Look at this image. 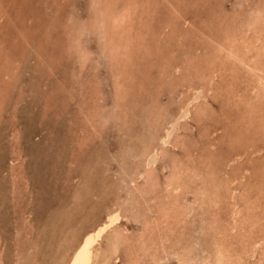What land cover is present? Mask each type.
I'll return each instance as SVG.
<instances>
[{
	"label": "rangeland",
	"instance_id": "rangeland-1",
	"mask_svg": "<svg viewBox=\"0 0 264 264\" xmlns=\"http://www.w3.org/2000/svg\"><path fill=\"white\" fill-rule=\"evenodd\" d=\"M255 1L0 0V264H66L111 214L120 220L89 264H264V0Z\"/></svg>",
	"mask_w": 264,
	"mask_h": 264
},
{
	"label": "bare ground",
	"instance_id": "bare-ground-1",
	"mask_svg": "<svg viewBox=\"0 0 264 264\" xmlns=\"http://www.w3.org/2000/svg\"><path fill=\"white\" fill-rule=\"evenodd\" d=\"M94 1V0H93ZM101 1V0H100ZM106 1H108V0H106ZM120 1V0H119ZM123 1V0H122ZM125 1V0H124ZM134 1V0H133ZM147 1V0H146ZM149 1V0H148ZM151 1H153V0H151ZM155 1V0H154ZM239 1V0H238ZM243 2L244 1H247V0H242ZM249 1V0H248ZM251 1H253V4H254V0H251ZM261 0H259V2H260ZM263 1V0H262ZM95 2H97V1H95ZM113 2V1H112ZM132 2V1H131ZM236 2V1H235ZM241 2V1H240ZM242 2V3H243ZM256 2V1H255ZM258 2V0H257V4L259 3ZM117 3H119V2H117ZM121 3V2H120ZM124 3V2H123ZM135 3H136V1H135ZM134 3V4H135ZM139 3V2H138ZM142 3V2H141ZM151 3V2H150ZM237 3V2H236ZM248 3V2H247ZM264 2H262V4H263ZM108 4V3H107ZM111 4V3H110ZM122 4V3H121ZM127 4V3H126ZM128 4H130V2L128 3ZM146 4V3H145ZM153 4V3H152ZM154 4H156V3H154ZM252 4V3H251ZM97 5V4H96ZM96 5H94L93 4V6H96ZM113 5V4H112ZM111 5V6H112ZM132 5H133V2H132ZM144 5V4H143ZM241 5V4H240ZM243 5H245V4H243ZM114 6V5H113ZM124 6H125V4H124ZM139 6H141V5H139L138 4V7ZM263 7H264V5H262ZM262 6H260V7H262ZM3 7V6H2ZM99 7H100V5H99ZM104 7V6H103ZM107 7H109V5H107ZM120 7V6H119ZM132 7H134V6H132ZM148 7V6H147ZM149 7H151V6H149ZM256 7V6H255ZM6 8V7H5ZM105 8V7H104ZM114 8V7H113ZM117 8V7H116ZM127 8V7H126ZM143 8V7H142ZM141 8V9H142ZM221 8V7H220ZM228 8V7H227ZM241 8V7H240ZM100 9V8H99ZM101 9H103L102 8V6H101ZM135 9V8H134ZM133 9V10H134ZM140 9V8H139ZM149 9V8H148ZM217 9V8H216ZM255 9V8H254ZM258 9H260V8H258ZM262 9V8H261ZM122 10V9H121ZM137 10H138V8H137ZM225 10H227V9H225ZM239 10V9H238ZM262 10H264V8L262 9ZM126 11V10H125ZM141 11V10H140ZM151 11V10H150ZM255 11V10H254ZM260 11V10H259ZM259 11H258V13H259ZM94 12V11H93ZM122 12V11H121ZM121 12H119V13H121ZM136 12V11H135ZM142 12V11H141ZM252 12V11H251ZM261 12V11H260ZM101 13V12H100ZM145 13V12H144ZM158 13H160L161 14V12H158ZM157 13V14H158ZM253 13V12H252ZM252 13H250V14H252ZM262 13V12H261ZM2 14V13H1ZM141 14V13H140ZM146 14V13H145ZM149 14H151V12L150 13H148V15ZM156 14V15H157ZM217 14V13H216ZM90 15H92V14H90ZM94 15V14H93ZM97 15V14H96ZM129 15V14H128ZM152 15V14H151ZM253 15H254V13H253ZM4 16V15H3ZM123 16V15H122ZM153 16H154V14H153ZM160 16V15H159ZM159 16H156V17H159ZM250 16V15H249ZM89 17V16H88ZM91 17V16H90ZM134 17H136V16H134ZM231 17H232V15H231ZM253 17V16H252ZM251 17V18H252ZM256 17V16H255ZM254 17V18H255ZM123 18V17H122ZM137 18V17H136ZM140 18V17H139ZM248 18H250V17H248ZM257 18V17H256ZM88 19V18H87ZM92 19H94V18H92ZM130 19V18H129ZM142 19V18H141ZM150 19V18H149ZM157 19V18H156ZM216 19V18H215ZM222 19V18H221ZM243 19V18H242ZM245 19V18H244ZM89 20V19H88ZM88 20H86V21H88ZM111 20V19H110ZM113 20L114 21H116L117 20V17H113ZM136 20H138V19H136ZM255 20H257V19H255ZM260 20V19H259ZM259 20H257V21H259ZM92 21V20H91ZM94 21V20H93ZM92 21V22H93ZM97 21V20H96ZM104 21V20H103ZM142 21V20H141ZM151 21V20H150ZM237 21V20H236ZM235 21V22H236ZM253 21V20H252ZM90 22V21H89ZM110 22V21H109ZM108 22V23H109ZM220 22V21H219ZM240 22V21H239ZM85 23H88V22H85ZM142 23V22H141ZM149 23V22H148ZM187 23V22H186ZM191 23V22H190ZM196 23V22H195ZM208 23V22H207ZM206 23V24H207ZM250 23V22H249ZM259 23H261V21L259 22ZM258 23V24H259ZM82 24V23H81ZM89 24H92L91 22L89 23ZM97 24V23H96ZM99 24V23H98ZM131 24V23H130ZM133 25H134V23H132ZM144 24V23H143ZM142 24V25H143ZM200 24H201V22H200ZM203 24V23H202ZM251 24V23H250ZM253 24V23H252ZM141 25V26H142ZM150 25V24H149ZM148 25V26H149ZM235 25V24H234ZM239 25V24H238ZM248 25V24H247ZM254 25V24H253ZM252 25V26H253ZM81 26V25H80ZM104 26V25H103ZM147 26V25H146ZM153 26H154V24H153ZM155 26H157V24H155ZM155 26H154V29H156L155 28ZM246 26V25H245ZM250 26V25H249ZM251 26V27H252ZM264 26V25H263ZM82 27V26H81ZM80 27V28H81ZM91 27V26H90ZM97 27V26H96ZM119 27V26H118ZM129 27H130V25H129ZM152 27V26H151ZM258 27V26H257ZM261 27V26H260ZM98 28V27H97ZM153 28V27H152ZM152 28H150V29H152ZM231 28V27H230ZM236 27L234 26V29H235ZM249 28V27H248ZM253 28V27H252ZM264 28V27H263ZM262 28V29H263ZM92 29H93V26H92ZM110 29V28H109ZM134 29V28H133ZM133 29H131V30H133ZM136 29H138L137 27H136ZM237 29V28H236ZM240 29V28H239ZM250 29V28H249ZM91 30V29H90ZM111 30V29H110ZM113 30V29H112ZM161 30V29H160ZM246 30V29H245ZM250 30H252V29H250ZM76 31V30H75ZM82 31V30H81ZM81 31H80V34H82L81 33ZM102 31V30H101ZM158 31V30H157ZM156 31V32H157ZM166 31V30H165ZM222 31V30H221ZM111 32V31H110ZM121 32V31H120ZM128 32V31H127ZM130 32V31H129ZM140 33H141V31H139ZM147 32V31H146ZM154 31H152V33H153ZM155 32V33H156ZM159 32V31H158ZM164 32V31H163ZM233 32H235L234 30H233ZM249 32V31H248ZM77 33V32H76ZM99 33H100V31H99ZM102 33V32H101ZM119 33V32H118ZM230 33V32H229ZM242 33V32H241ZM78 34V33H77ZM111 34V33H110ZM121 34H123L122 32H121ZM132 34V33H131ZM141 34H144L143 32L141 33ZM145 34H150V33H145ZM232 34V33H231ZM245 34V33H244ZM251 34H254V33H251ZM112 35V34H111ZM114 35H116L115 33H114ZM127 35H129V33L127 34ZM126 35V36H127ZM134 35H135V33H134ZM151 35V34H150ZM156 35V34H155ZM233 35H235V34H233ZM239 35L240 36H243L242 34H240L239 33ZM249 35V34H248ZM255 35V34H254ZM258 35V34H257ZM79 36V35H78ZM96 36V35H95ZM99 36V35H98ZM120 36V35H119ZM122 36V35H121ZM152 36V35H151ZM237 36L238 35H236V37H235V40L237 39ZM245 36V35H244ZM259 36V35H258ZM128 37V36H127ZM136 37V36H135ZM231 37V36H230ZM251 37V36H250ZM250 37H247V35H246V38H250ZM255 37H256V35H255ZM108 38V37H107ZM116 38V37H115ZM129 38H130V36H129ZM243 38V37H242ZM242 38H238L239 40L240 39H242ZM245 38V39H246ZM133 39H134V37H133ZM133 39H131V40H133ZM155 39H157V38H155ZM252 39H257L256 41H259L258 40V38H253L252 37ZM251 39V40H252ZM122 40H124V39H122ZM130 40V41H131ZM146 40H148V39H146ZM152 40H154L153 38H152ZM151 40V41H152ZM160 40V39H159ZM246 40H248V39H246ZM119 41V40H118ZM130 41H128V42H130ZM136 41V40H135ZM162 41V40H161ZM244 41V40H243ZM255 41V40H254ZM112 42V41H111ZM122 42V41H121ZM230 42V41H229ZM242 42V41H241ZM105 43V42H104ZM114 43V42H113ZM112 43V44H113ZM124 43V42H123ZM131 43V42H130ZM134 43V42H133ZM146 43V41L144 42V44ZM159 43V42H158ZM239 43V42H238ZM243 43V42H242ZM248 43V42H247ZM138 44V43H137ZM142 44H143V42H142ZM246 44V43H245ZM124 45H125V43H124ZM139 45V44H138ZM164 45V44H163ZM166 45V44H165ZM168 45V44H167ZM218 45V44H217ZM259 45V44H258ZM108 46V45H107ZM110 46V45H109ZM129 46V45H128ZM127 46V47H128ZM132 46V45H131ZM175 46V45H174ZM126 47V46H125ZM152 47V46H151ZM161 47H162V45H161ZM160 47V48H161ZM242 47V46H241ZM244 47V46H243ZM258 47V46H257ZM121 48V47H120ZM140 48V47H139ZM159 48V47H158ZM246 48H247V46H246ZM109 49V48H108ZM122 49H123V45H122ZM126 49V48H125ZM124 49V50H125ZM130 49V48H129ZM151 49V48H150ZM156 49V48H155ZM165 49V48H164ZM163 49V50H164ZM245 49V48H244ZM244 49H243V51H244ZM252 49V48H251ZM124 50L122 51V52H124ZM138 50V49H137ZM144 50V49H143ZM146 50H148V48H146ZM161 50H162V48H161ZM168 50V49H167ZM242 50V49H241ZM109 51H110V49H109ZM125 51H128V50H125ZM134 51H136V50H134ZM142 51V50H141ZM149 51V50H148ZM152 51V50H151ZM164 51H166V50H164ZM255 51V50H254ZM258 51V50H257ZM121 52V53H122ZM133 52V51H132ZM142 52H144V51H142ZM154 52V51H153ZM225 52V51H224ZM236 52H239V50L238 51H236ZM235 52V53H236ZM251 52V51H250ZM256 52V51H255ZM138 53V52H137ZM229 53H231V52H229ZM241 53H243V52H241ZM81 54V53H80ZM108 54V53H107ZM110 54V53H109ZM118 54H120V53H118ZM125 54V53H124ZM141 54V53H140ZM172 54V53H171ZM184 53H182V55H183ZM228 53H225L224 55L226 56ZM233 54V53H232ZM237 54V53H236ZM262 54V53H261ZM115 55H116V53H115ZM127 55V54H126ZM148 55V54H147ZM170 55V54H169ZM172 55H174V54H172ZM229 55V54H228ZM231 55V54H230ZM247 55V54H246ZM111 56V55H110ZM133 56V55H132ZM143 56H145L144 54H143ZM160 56V55H159ZM165 56V55H164ZM232 56V55H231ZM241 56H243V55H241ZM245 56V55H244ZM249 56V55H248ZM257 56V55H256ZM112 57V56H111ZM111 57H109V58H111ZM115 57V56H114ZM121 57V56H120ZM123 57V56H122ZM128 57V56H127ZM131 56H129V58H130ZM167 57V56H166ZM216 57H218V55L216 56ZM168 58H170V59H172V56L171 57H168ZM226 58V57H225ZM236 58H238V57H236ZM116 59V58H115ZM119 59V58H118ZM124 59H126L125 57L123 58V60ZM180 59V57L178 58V60ZM235 59V58H234ZM238 59H240V58H238ZM238 59H237V64H238ZM246 60H247V58H245ZM130 61H131V59H129ZM172 60H174V59H172ZM242 60V59H241ZM252 60V59H251ZM111 61H112V59H111ZM120 61V60H119ZM125 61V60H124ZM171 61V60H170ZM182 61H183V59H182ZM230 61V60H229ZM248 61H249V58H248ZM114 62V61H113ZM112 62V63H113ZM128 61H125V63H127ZM173 61H171V63H172ZM240 62V64H242V61H239ZM246 62V61H245ZM249 62H251V61H249ZM116 63V62H115ZM121 63H122V65H123V62L121 61ZM170 63V62H169ZM183 63V62H182ZM224 63V62H223ZM248 63V62H247ZM165 64V63H164ZM174 64V63H173ZM244 64H246V63H244ZM126 65V64H125ZM127 65H128V63H127ZM162 65V64H161ZM160 65V66H161ZM232 65V64H231ZM239 65V64H238ZM248 65V64H247ZM250 65V64H249ZM119 66V65H118ZM124 66V65H123ZM171 66H172V64H171ZM182 66V65H181ZM185 66V65H184ZM210 66V65H209ZM214 66V65H213ZM224 66V65H223ZM226 66V65H225ZM245 66V65H244ZM121 67V66H120ZM163 67V66H162ZM239 67V66H238ZM246 67V66H245ZM122 68V67H121ZM170 68V67H169ZM208 68V67H207ZM241 68V67H240ZM249 68V67H248ZM257 68V67H256ZM120 69V68H119ZM176 69V68H175ZM217 69V68H216ZM226 69H228V68H226ZM234 69V68H233ZM117 70V69H116ZM229 70V69H228ZM250 70H251V68H250ZM258 70H260V69H258ZM118 71V70H117ZM116 71V72H117ZM170 71V70H169ZM219 71V70H218ZM253 71V70H252ZM254 71H256V70H254ZM164 72V71H163ZM179 72V71H178ZM178 72H176V73H178ZM230 72V71H229ZM233 72V71H232ZM243 72V71H242ZM262 72V71H261ZM161 73V72H160ZM165 73V72H164ZM210 73V72H209ZM220 73H221V71H220ZM223 73V72H222ZM231 73V72H230ZM234 73V72H233ZM232 73V74H233ZM257 73V72H256ZM226 74V73H225ZM258 74H259V72H258ZM262 75H263V73H261ZM162 75H163V73H162ZM180 74H178V76H179ZM230 75V74H229ZM237 75V74H236ZM165 76V75H164ZM181 76V78H182V75H180ZM187 76V75H186ZM175 77V76H174ZM189 77H190V75H189ZM228 77V76H227ZM233 77V76H232ZM192 78V77H191ZM229 78V77H228ZM175 80H176V78H174ZM173 79V80H174ZM178 79V78H177ZM193 79V78H192ZM215 79V78H214ZM245 79V78H244ZM251 79V78H250ZM121 80V79H120ZM190 80V79H189ZM233 80H235V79H233ZM237 80V79H236ZM177 81V80H176ZM231 81V80H230ZM240 81V80H239ZM247 81V80H246ZM248 81H249V79H248ZM263 81V79L261 78V82ZM172 82V81H171ZM211 82V81H210ZM238 82V81H237ZM192 83V82H191ZM232 83V82H231ZM230 83V84H231ZM233 83H234V81H233ZM240 83V82H239ZM264 83V82H263ZM262 83V84H263ZM176 84H178V83H176ZM195 86H196V84L195 83H193ZM175 85V84H174ZM210 85V84H209ZM233 85H235V84H233ZM241 85H242V83H241ZM248 85V84H247ZM261 85V84H260ZM217 87V86H216ZM239 87V86H238ZM249 87H251V85H249ZM130 88V87H129ZM243 88V87H242ZM241 88V89H242ZM234 89H235V87H234ZM240 89V90H241ZM244 89V88H243ZM131 90V89H130ZM151 90V89H150ZM149 90V91H150ZM176 90V89H175ZM191 90V89H190ZM224 90V89H223ZM148 91V90H147ZM146 91V93H149V92H147ZM151 91H153V89L151 90ZM213 91H216V90H213ZM219 91V90H218ZM217 91V92H218ZM242 91V90H241ZM252 91V90H251ZM257 91V90H256ZM1 92V91H0ZM154 92V91H153ZM158 92V91H157ZM229 92V91H228ZM249 92V91H248ZM131 93V92H130ZM143 93V92H142ZM145 93V94H146ZM226 93V92H225ZM258 93V92H257ZM264 93V92H263ZM151 94V93H150ZM214 94V93H213ZM216 94V93H215ZM228 94V93H227ZM239 94V93H238ZM237 94V95H238ZM207 95V94H206ZM209 95V94H208ZM218 95V94H217ZM229 95V94H228ZM244 95V94H243ZM246 95V94H245ZM250 95V94H249ZM149 96V95H148ZM148 96H147V98H148ZM260 96V95H259ZM262 96V95H261ZM122 97V96H121ZM125 97H128V96H125ZM156 97V96H155ZM158 97V96H157ZM209 97V96H208ZM225 97V96H224ZM228 97V96H227ZM231 97H233V94H232V96ZM237 97V96H236ZM240 97V96H239ZM249 97V96H248ZM250 97H252V95L250 96ZM255 97V96H254ZM234 98V97H233ZM242 98V97H241ZM263 98V97H262ZM122 99H123V97H122ZM230 99V98H229ZM252 99V98H251ZM250 99V100H251ZM117 100H118V98H117ZM147 100H149V99H147ZM146 100V101H147ZM150 100H151V102H152V99L150 98ZM203 100V99H202ZM221 100V99H220ZM253 100H257V98H253ZM116 101V100H115ZM191 101H193V100H191ZM247 101V100H246ZM118 102H120V101H118ZM149 102V101H148ZM147 102V103H148ZM150 102V103H151ZM160 102V101H159ZM202 102V101H201ZM157 103V102H156ZM225 103V102H224ZM258 102H256L255 101V104H257ZM149 104V103H148ZM147 104V105H148ZM203 104V103H202ZM237 104H239V103H237ZM255 104H253V106H255ZM260 104H262V103H260ZM130 105V104H129ZM190 105H191V102H190ZM196 105V104H195ZM204 105V104H203ZM227 105V104H226ZM149 106H151V105H149ZM256 106H258V104L256 105ZM119 107V106H118ZM154 107V106H153ZM157 107V106H156ZM205 107V106H204ZM234 107V106H233ZM241 106H239V108H240ZM259 107H261V106H259ZM191 108V107H190ZM195 108V107H194ZM202 108H203V106H202ZM210 108H212V106L210 107ZM236 108V107H235ZM250 108V107H249ZM248 107H247V109H249ZM258 108V107H257ZM237 109V108H236ZM252 109V108H251ZM263 109V106L261 107V109L260 110H262ZM119 110V109H118ZM121 110V109H120ZM123 110V109H122ZM121 110V111H122ZM125 110V109H124ZM195 110V109H194ZM213 110H215V109H213ZM213 110H211V111H213ZM238 110V109H237ZM257 110V109H256ZM202 111H204V110H202ZM239 111V110H238ZM263 111V110H262ZM197 112V111H196ZM249 112V111H248ZM259 112V111H258ZM124 113V112H123ZM203 113V112H202ZM234 113H236V112H234ZM247 113V112H246ZM250 113H252L251 111H250ZM255 114H256V112H255ZM157 115V114H156ZM161 115V114H160ZM197 115V114H196ZM199 115V114H198ZM214 115V114H213ZM241 115H244V114H241ZM248 115V114H247ZM246 115V116H247ZM253 115V114H252ZM159 116V115H158ZM162 116V115H161ZM195 116V115H194ZM257 116H258V114H257ZM125 117V116H124ZM155 117V116H154ZM259 117V116H258ZM264 117V116H263ZM262 117V118H263ZM127 118V117H126ZM158 118H161V117H158ZM162 118H164V116H162ZM199 118V117H198ZM237 118V117H236ZM244 118H245V116H244ZM261 118V117H260ZM128 119V118H127ZM248 119V118H247ZM162 120V119H161ZM165 119H163V121H164ZM204 120V119H203ZM231 120V119H230ZM242 120V119H241ZM251 120V119H250ZM257 121H258V119H256ZM264 120V119H263ZM159 121V120H158ZM222 121V120H221ZM247 123H250V122H248L247 121ZM255 123V122H254ZM258 123V122H257ZM151 124H154V122H152ZM150 124V125H151ZM246 124V123H245ZM252 123H250V125H251ZM149 125V124H148ZM188 125V124H187ZM256 125V124H255ZM257 125H259V124H257ZM263 125H264V122H263ZM182 126V125H181ZM151 127H153V126H151ZM237 127V126H236ZM251 127L253 128L254 126L253 125H251ZM145 128H147V127H145ZM151 129V128H150ZM149 129V130H150ZM155 129V128H154ZM153 129V130H154ZM192 129V128H191ZM255 129V128H254ZM259 129H261L260 127H259ZM147 130V129H146ZM163 130V129H162ZM262 130V129H261ZM246 131V130H245ZM257 131H258V129H257ZM261 132H263V131H261ZM246 134V133H245ZM244 134V135H245ZM228 137V136H227ZM163 142V141H162ZM163 144V143H162ZM239 144V143H238ZM251 144V143H250ZM167 145V144H166ZM175 146V145H174ZM236 146V145H235ZM239 146H242V145H239ZM241 148H243V147H241ZM240 148V149H241ZM246 148V147H245ZM235 149V148H234ZM233 149V150H234ZM238 149V148H237ZM255 149L256 150H258V148H256L255 147ZM236 150V149H235ZM234 150V151H235ZM244 150V149H243ZM238 151V150H237ZM226 152V151H225ZM232 152V151H231ZM240 152H241V150H240ZM243 152V151H242ZM256 153H257V151H255ZM246 153V152H245ZM226 154V153H225ZM229 154V153H228ZM237 154H238V152H237ZM254 154V153H253ZM232 156V155H231ZM236 156V155H235ZM205 157V156H204ZM230 158V157H229ZM238 158V157H237ZM236 157L234 158V159H237ZM247 159V158H246ZM249 159H250V157H249ZM242 161V160H241ZM245 161V160H244ZM247 161V160H246ZM249 161V160H248ZM252 161V160H251ZM250 162V161H249ZM255 162V161H254ZM203 163V162H202ZM233 163H235V162H233ZM244 163V162H243ZM239 164V163H238ZM241 164V163H240ZM251 164V163H250ZM253 165V164H252ZM146 166V165H145ZM254 166V165H253ZM251 168V167H250ZM253 169V168H252ZM137 170V169H136ZM176 170V169H175ZM174 170V172H176ZM153 171V170H152ZM193 171V170H192ZM241 171V170H240ZM245 171V170H244ZM247 171V170H246ZM138 172V171H137ZM179 172V171H178ZM191 173V172H190ZM243 173V172H242ZM246 173V172H245ZM260 173V172H259ZM15 174V173H14ZM14 174H13V176H14ZM135 174V173H134ZM150 174V173H149ZM152 174V173H151ZM181 174V173H180ZM186 174V173H185ZM197 174V173H196ZM199 174V173H198ZM244 174V173H243ZM261 174H259V176H260ZM152 176V175H151ZM172 176H173V174H172ZM185 176V175H184ZM188 176V175H187ZM187 176H185V177H187ZM226 177V176H225ZM130 178V177H129ZM151 178V177H150ZM183 178V177H182ZM247 178V177H246ZM133 179V178H132ZM148 179H149V177H148ZM152 179V178H151ZM172 179V178H171ZM170 179V180H171ZM184 180H185V178H183ZM195 179H198L197 177L195 178ZM259 179H260V177H259ZM146 180V179H145ZM166 180H167V178H166ZM172 180H174V179H172ZM190 180V179H189ZM130 181V180H129ZM147 182H148V180H146ZM176 181V180H175ZM181 181V180H180ZM183 181V180H182ZM192 181V180H191ZM241 181V180H240ZM201 182V181H200ZM235 182V181H234ZM134 183V182H133ZM132 183V184H133ZM140 183V182H139ZM138 183V184H139ZM143 183V182H142ZM169 183V182H168ZM167 183V184H168ZM180 183H182V182H180ZM179 183V184H180ZM148 184H150L149 182H148ZM166 184V183H165ZM174 184V183H173ZM233 184V183H232ZM152 185V184H151ZM204 185V184H203ZM225 185V184H224ZM231 185V184H230ZM229 185V186H230ZM134 186H135V183H134ZM142 186V185H141ZM140 186V187H141ZM144 186V185H143ZM183 186H185V185H183ZM131 187H132V185H131ZM147 187V186H146ZM167 187H168V185H167ZM137 188H139V187H137ZM142 188V187H141ZM148 188V187H147ZM152 188V187H151ZM150 188V189H151ZM153 188H154V186H153ZM172 188H174V187H172ZM187 188V187H186ZM199 188V187H198ZM16 189V188H15ZM155 189V188H154ZM168 189V188H167ZM182 189V188H181ZM180 189V190H181ZM185 189V188H184ZM201 189V188H200ZM215 189V188H214ZM173 191V190H172ZM189 192V191H188ZM232 194V193H231ZM197 195V194H196ZM139 196V195H138ZM231 197V196H230ZM131 199V198H130ZM230 200V199H229ZM240 200V199H239ZM226 202V201H225ZM230 204V203H229ZM168 205V204H167ZM233 205V204H232ZM244 205V204H243ZM170 206V205H169ZM264 207V206H263ZM220 208V207H219ZM238 208V207H237ZM241 208V207H240ZM245 208V207H244ZM127 209V208H126ZM234 209H235V207H234ZM242 209V208H241ZM129 209H127V210H125L126 212L128 211ZM131 210H133V208L131 209ZM163 210V209H162ZM165 211V210H164ZM199 211V210H198ZM225 211V210H224ZM232 212H233V208H232ZM117 213V212H116ZM123 212H121V214H122ZM223 213V212H222ZM235 213V212H234ZM233 213V214H234ZM263 213V212H262ZM131 214V213H130ZM232 214V213H231ZM224 215V214H223ZM225 215H227V214H225ZM259 215H260V213H259ZM121 216V215H120ZM261 216V215H260ZM264 216V215H263ZM130 217V216H129ZM136 217V216H135ZM262 217V216H261ZM201 218V217H200ZM226 218H228V217H226ZM260 218V217H259ZM259 218H257V219H259ZM170 219V218H169ZM118 220H120L119 219V215L118 214H111V215H109V216H107V218H106V220L104 221V222H102L101 224H99V225H97L96 227H93L94 229H91L90 231H88V232H86L84 235H83V237H82V239H81V241H79L80 243L79 244H77V247L75 248V250L73 251V253H72V251H71V256H70V258L69 259H67L68 261L66 262V264H89L90 263V261H91V254H92V246H93V244L101 237V235L107 230V228H109L110 226H112L116 221H118ZM172 220V219H171ZM260 220H261V218H260ZM164 221V220H163ZM183 222V221H182ZM248 222V221H247ZM258 222H260V221H258ZM137 223H138V220H137ZM186 223V222H185ZM262 223V222H261ZM144 224V223H143ZM253 224V223H252ZM251 224V225H252ZM258 223H256V225H257ZM263 224H264V220H263ZM262 224V225H263ZM115 225V224H114ZM254 225V224H253ZM185 226H187V225H185ZM189 226H190V224H189ZM206 226V225H205ZM244 226V225H243ZM245 226H247V227H250L247 223H246V225ZM259 226V225H258ZM261 226V225H260ZM140 227V226H139ZM228 227V226H227ZM226 227V228H227ZM253 227V226H252ZM255 227V226H254ZM112 228V227H111ZM114 228H116V227H114ZM119 228V226L117 227V229ZM122 228V227H121ZM189 228H191V227H189ZM195 228H197L196 226H195ZM207 228V227H206ZM205 228V230H207ZM209 228H210V225H209ZM236 228V227H235ZM245 228V227H244ZM20 229V228H19ZM19 229H18V231H19ZM110 229V228H109ZM140 229V228H139ZM245 229H247V228H245ZM257 229V228H256ZM213 230V229H212ZM231 230V229H230ZM237 230H239V229H237ZM248 230H251V228L250 229H248ZM258 231H259V228L257 229ZM17 231V230H16ZM107 231H109V230H107ZM114 231V230H113ZM121 231V230H120ZM119 231V232H120ZM223 231V230H222ZM233 231H235V230H233ZM240 231V230H239ZM244 231V230H243ZM247 231V230H246ZM257 231V232H258ZM141 232V231H140ZM143 232V231H142ZM154 232V231H153ZM204 232V231H203ZM224 232V231H223ZM237 231H235V233H236ZM250 232V231H249ZM18 233V232H17ZM111 233H112V231H111ZM134 233V232H133ZM144 233H145V231H144ZM143 233V234H144ZM190 233V232H189ZM208 233V232H207ZM229 233V232H228ZM246 233V232H245ZM256 233V232H255ZM258 233H264V232H258ZM132 234V233H131ZM136 234V233H135ZM146 234H148V233H146ZM157 234H159V233H157ZM157 234H155V235H157ZM252 234V233H251ZM70 235H73L72 234V232H70ZM112 236H113V233L111 234ZM139 235V234H138ZM142 235V234H141ZM230 235V234H229ZM243 235H246V234H243ZM242 235V236H243ZM248 235H249V237H250V234L248 233ZM253 235V234H252ZM19 236H20V234H19ZM121 236V235H120ZM130 236V235H129ZM128 236V237H129ZM147 236V235H146ZM158 236V235H157ZM163 236V235H162ZM185 236V235H184ZM228 236V235H227ZM235 236H237V235H235ZM110 237V236H109ZM116 237V236H115ZM203 237H205V236H203ZM210 237H211V235H210ZM238 237V236H237ZM244 237V236H243ZM247 237V236H246ZM253 237H254V235H253ZM257 237V234L255 235V238ZM21 238V237H20ZM113 238H114V236H113ZM117 238V237H116ZM123 238V237H122ZM130 238H131V236H130ZM134 238V237H133ZM137 238V237H136ZM143 238V237H142ZM167 238V237H166ZM200 238V237H199ZM228 238V237H227ZM227 238H225V239H227ZM251 238V237H250ZM263 238V237H262ZM110 239H112V237H110ZM109 239V240H110ZM144 239H146V238H144ZM169 239V238H168ZM205 239V238H204ZM117 240V239H116ZM131 240V239H130ZM134 240V239H133ZM150 240H152V239H150ZM157 240H159V238H157ZM237 240V239H236ZM241 240H243V239H241ZM252 240H253V238H252ZM211 241V240H210ZM220 241V240H219ZM113 243H114V239H113V241H112ZM134 242V241H133ZM185 242V241H184ZM192 242V241H191ZM211 242H213V241H211ZM224 242H226V240L224 241ZM232 242V241H231ZM230 242V243H231ZM242 242V241H241ZM253 242H254V240H253ZM77 243V242H76ZM75 243V244H76ZM121 243V242H120ZM132 243V242H131ZM208 243V242H207ZM221 243V242H220ZM237 243V245H239L238 244V242H236ZM240 243V242H239ZM63 244V243H62ZM69 244V243H68ZM108 244H109V242H108ZM135 244H137V243H135ZM140 244V243H139ZM227 244V243H226ZM186 245H187V243H186ZM214 245V244H213ZM232 245V244H231ZM231 245L230 246H228V244H227V246L228 247H230V248H233V247H231ZM236 245V244H235ZM254 245H255V243H254ZM259 245V244H258ZM65 246V245H64ZM110 246H111V244H110ZM113 246L114 245H112V247L111 248H113ZM137 246H138V244H137ZM191 246V245H190ZM212 246V245H211ZM222 245H220V247H221ZM224 246V245H223ZM240 246V245H239ZM239 246H238V248H239ZM243 246V245H242ZM262 246H263V244H262ZM121 247V246H120ZM119 247V248H120ZM218 247H219V245H218ZM68 248V247H67ZM109 248V247H108ZM115 249L114 250H116V246L114 247ZM126 248V247H125ZM202 248V247H201ZM215 248V247H214ZM227 248V247H226ZM246 248V247H245ZM248 248V247H247ZM257 248V247H256ZM262 248V247H261ZM260 248V250H262ZM66 249V248H65ZM69 249V248H68ZM216 249H217V247H216ZM223 249V247H221V250ZM249 249V248H248ZM258 249H259V246H258ZM112 250V249H111ZM121 250H123L124 251V248H122ZM218 250V249H217ZM240 250V249H239ZM244 250V249H243ZM254 250V249H253ZM259 250V251H260ZM117 251V250H116ZM120 251V250H119ZM138 251V250H137ZM215 251V250H214ZM232 251H233V249H232ZM252 251V250H251ZM109 252V251H108ZM130 252V251H129ZM234 252V251H233ZM263 252V251H262ZM59 253V252H58ZM61 253V252H60ZM59 253V254H60ZM93 253H94V251H93ZM107 253V252H106ZM106 253H105V255H106ZM112 253L113 252H111V255H112ZM125 253V252H124ZM138 253V252H137ZM196 253V252H195ZM194 253V254H195ZM221 253V251L218 253L219 255H221L220 254ZM242 253V252H241ZM17 254H19V253H17ZM114 254V253H113ZM116 254V253H115ZM162 254V253H161ZM174 254V253H173ZM190 254V253H189ZM223 254L225 255V253L223 252ZM260 254V253H259ZM61 255V254H60ZM63 255V254H62ZM107 255H108V253H107ZM117 255V254H116ZM120 255V254H119ZM118 255V256H119ZM134 255V254H133ZM216 255V254H215ZM245 255V254H244ZM256 255H257V252H256ZM261 255V254H260ZM17 256V255H16ZM177 256H179V255H177ZM192 256V255H191ZM197 256V255H196ZM200 256H201V254H200ZM228 257H230L229 255H227ZM250 256V255H249ZM112 257V256H111ZM180 257V256H179ZM221 257H223V256H221ZM233 257V256H232ZM248 257V256H247ZM251 257V256H250ZM253 257V256H252ZM261 257V256H260ZM263 257V256H262ZM193 258V257H192ZM218 258V257H217ZM220 258V257H219ZM231 258V257H230ZM64 259H65V257H64ZM171 259V258H170ZM203 259H204V257H203ZM213 259V258H212ZM257 259H258V257H257ZM189 260V259H188ZM192 260V259H191ZM195 260V259H194ZM200 260V259H199ZM226 260H228V259H226ZM230 260V259H229ZM233 260V259H232ZM255 260V259H254ZM262 260H264V259H262ZM168 261V260H167ZM205 261V260H204ZM234 261V260H233ZM232 261V262H233ZM145 262V261H144ZM181 262H182V260H181ZM189 262H191V261H189ZM195 262H196V260H195ZM200 262V261H199ZM225 262V261H224ZM257 262V261H256ZM259 262V261H258ZM93 263V262H92ZM131 263L133 264V262L131 261ZM143 263V262H142ZM146 263V262H145ZM145 263H143V264H145ZM207 263V262H206ZM235 263V262H234ZM122 264V263H121ZM124 264V263H123ZM180 264H183V263H180ZM196 264H198L197 262H196ZM200 264V263H199ZM212 264H213V262H212ZM220 264V263H219ZM227 264V263H226ZM249 264V263H248ZM260 264V263H259Z\"/></svg>",
	"mask_w": 264,
	"mask_h": 264
}]
</instances>
